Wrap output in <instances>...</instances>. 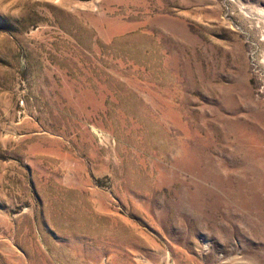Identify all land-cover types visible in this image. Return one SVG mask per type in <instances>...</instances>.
I'll use <instances>...</instances> for the list:
<instances>
[{
    "label": "rangeland",
    "instance_id": "rangeland-1",
    "mask_svg": "<svg viewBox=\"0 0 264 264\" xmlns=\"http://www.w3.org/2000/svg\"><path fill=\"white\" fill-rule=\"evenodd\" d=\"M0 264H264V0H0Z\"/></svg>",
    "mask_w": 264,
    "mask_h": 264
}]
</instances>
